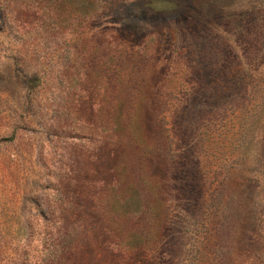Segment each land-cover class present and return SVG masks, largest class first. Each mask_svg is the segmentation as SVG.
I'll return each mask as SVG.
<instances>
[{"label":"rangeland","instance_id":"1","mask_svg":"<svg viewBox=\"0 0 264 264\" xmlns=\"http://www.w3.org/2000/svg\"><path fill=\"white\" fill-rule=\"evenodd\" d=\"M0 264H264V0H0Z\"/></svg>","mask_w":264,"mask_h":264}]
</instances>
